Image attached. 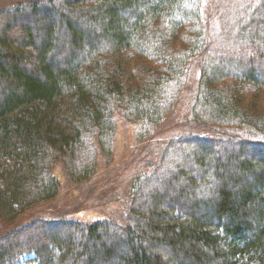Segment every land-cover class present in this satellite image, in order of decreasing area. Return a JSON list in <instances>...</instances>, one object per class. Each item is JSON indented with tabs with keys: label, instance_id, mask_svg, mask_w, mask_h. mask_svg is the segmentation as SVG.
Segmentation results:
<instances>
[{
	"label": "trees",
	"instance_id": "trees-1",
	"mask_svg": "<svg viewBox=\"0 0 264 264\" xmlns=\"http://www.w3.org/2000/svg\"><path fill=\"white\" fill-rule=\"evenodd\" d=\"M20 1L0 9V264H264V0ZM186 97L194 132L162 136ZM121 124L156 150L120 223L18 224Z\"/></svg>",
	"mask_w": 264,
	"mask_h": 264
},
{
	"label": "rangeland",
	"instance_id": "rangeland-1",
	"mask_svg": "<svg viewBox=\"0 0 264 264\" xmlns=\"http://www.w3.org/2000/svg\"><path fill=\"white\" fill-rule=\"evenodd\" d=\"M18 2L21 1H1L0 9L14 6ZM188 101L187 97L183 99L175 113L165 120L166 122L161 128L162 136L164 133L168 138L169 136L184 135V132L188 131L190 134L194 132L193 128L186 127L182 120L187 114ZM115 137V146L111 156H100L96 172L92 177L81 182H74L58 169L57 174H59L62 184L57 196L50 201L27 209L18 219V224L22 226L39 219L57 221L61 217L86 222L107 219L120 223L125 211L124 202L135 178L134 173L142 164H145L144 161L149 156L154 154L150 150H156V145L152 144L150 150H146V143H138L133 127L130 125L121 124ZM156 158L157 155L151 160ZM33 257V255L23 256L18 264H23Z\"/></svg>",
	"mask_w": 264,
	"mask_h": 264
}]
</instances>
